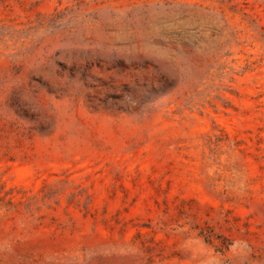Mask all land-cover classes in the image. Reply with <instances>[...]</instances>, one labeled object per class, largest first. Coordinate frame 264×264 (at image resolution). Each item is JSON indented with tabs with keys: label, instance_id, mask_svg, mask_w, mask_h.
I'll list each match as a JSON object with an SVG mask.
<instances>
[{
	"label": "rangeland",
	"instance_id": "rangeland-1",
	"mask_svg": "<svg viewBox=\"0 0 264 264\" xmlns=\"http://www.w3.org/2000/svg\"><path fill=\"white\" fill-rule=\"evenodd\" d=\"M0 264H264V0H0Z\"/></svg>",
	"mask_w": 264,
	"mask_h": 264
}]
</instances>
